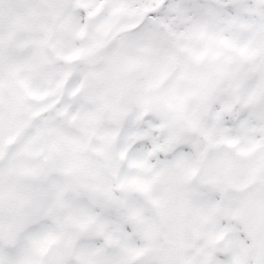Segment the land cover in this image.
Wrapping results in <instances>:
<instances>
[{
	"label": "snow or ice",
	"instance_id": "1",
	"mask_svg": "<svg viewBox=\"0 0 264 264\" xmlns=\"http://www.w3.org/2000/svg\"><path fill=\"white\" fill-rule=\"evenodd\" d=\"M0 264H264V0H0Z\"/></svg>",
	"mask_w": 264,
	"mask_h": 264
}]
</instances>
